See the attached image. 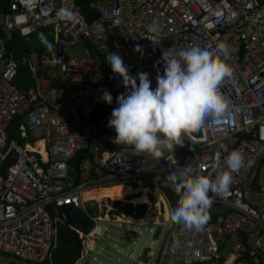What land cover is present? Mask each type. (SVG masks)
I'll use <instances>...</instances> for the list:
<instances>
[{"label": "built area", "instance_id": "built-area-1", "mask_svg": "<svg viewBox=\"0 0 264 264\" xmlns=\"http://www.w3.org/2000/svg\"><path fill=\"white\" fill-rule=\"evenodd\" d=\"M2 1L0 264L48 260L57 226L67 220L65 205L93 222L90 231L78 234L81 256H88L105 232L98 221H120L115 215L124 216L125 202L144 203L142 218L151 213L144 225L154 232L161 226L158 246H149L147 260L138 264H264V0H97L90 21L74 0H5V8ZM61 9L73 19H59ZM42 28H50L52 48L23 55L31 83L22 89L14 83L18 64L6 44L14 33L25 38ZM220 44L226 46L222 58L233 73L221 87L229 112L186 135L188 150L176 145L160 159H148L133 146L113 142L110 117L90 121L104 90L127 91L107 63L110 51L122 57L130 75L150 74L155 88L164 70L163 52ZM74 45L82 52L68 55ZM15 119L17 135L10 137ZM233 150L243 154L244 164L226 192L210 193L213 203L203 230L173 222L170 213L179 197L165 182L167 175L190 166L214 177L226 170L225 159ZM77 155L78 174L71 162ZM7 158L11 162L3 170ZM114 184L130 188L125 198L82 197L84 190ZM140 193L146 200L134 202L131 195Z\"/></svg>", "mask_w": 264, "mask_h": 264}, {"label": "clouds", "instance_id": "clouds-1", "mask_svg": "<svg viewBox=\"0 0 264 264\" xmlns=\"http://www.w3.org/2000/svg\"><path fill=\"white\" fill-rule=\"evenodd\" d=\"M58 18L70 21L73 14L61 9ZM149 31L156 29L150 27ZM225 47L224 44L216 48L189 46L179 52L174 48L163 52L164 70L156 76L155 88L150 74L130 75L122 57L110 51L107 63L122 77L127 89L117 97L118 107L113 109L108 121V127L116 133L113 142L133 146L138 155L147 153L160 159L165 149L173 151L174 146H182L183 138L202 130L207 121L226 116L230 102L221 87L233 73L222 58ZM102 99L109 105L113 103V96L107 90L103 91ZM224 163L226 170L217 171L214 177L196 172L190 166L176 168L167 175L165 182L179 197L170 213L173 222L189 230H203L213 203L210 193L219 195L229 189L233 173L244 164L243 154L233 150ZM215 167L219 169L220 165Z\"/></svg>", "mask_w": 264, "mask_h": 264}, {"label": "trees", "instance_id": "trees-1", "mask_svg": "<svg viewBox=\"0 0 264 264\" xmlns=\"http://www.w3.org/2000/svg\"><path fill=\"white\" fill-rule=\"evenodd\" d=\"M95 1L97 0H74L84 20L90 21L97 12L96 8L92 5V3H94ZM5 7V0H3L2 8ZM25 38L20 37L18 33H14L12 40L10 42H7L6 44L7 50L12 51L14 53L15 60L18 64L17 75L14 79V83L22 89H25L27 86L30 85L31 79L29 71L26 65L22 63L21 58L23 57V55H26L30 51H33L30 50V48L24 44ZM111 94L113 96V103L111 105L105 102L102 98L95 104L90 115L91 122L97 123L102 118L111 117L113 109L118 107L116 101L120 93ZM18 121L19 120L17 119L12 121L11 129L13 131H9L10 137H15L17 135L16 124ZM177 146L178 149L181 151L188 150V144L184 140L182 146ZM78 157V155L75 156L74 160L71 161L73 164V169L76 170L77 174L78 170L76 168V165ZM10 162L11 159L9 158L3 161L2 169L5 170ZM116 202L121 203L119 200H116ZM120 211L124 215L130 217L141 218L143 213L145 212V205L144 203L125 202L124 205L121 207ZM69 215L71 217V222L69 224L68 229L66 231L64 230V223L58 224L56 247L54 248L51 257L46 260L43 264H75L77 260L81 257L83 244L78 234L90 231L93 227V222L80 210L75 208H72L70 210ZM143 220L144 219L134 220V222L142 223Z\"/></svg>", "mask_w": 264, "mask_h": 264}, {"label": "rangeland", "instance_id": "rangeland-1", "mask_svg": "<svg viewBox=\"0 0 264 264\" xmlns=\"http://www.w3.org/2000/svg\"><path fill=\"white\" fill-rule=\"evenodd\" d=\"M49 30L50 28L38 30L31 36L26 37L24 44L30 50L49 52L52 48ZM81 52V46L74 45L66 53L68 55H74ZM167 152L168 150L165 149L164 154ZM147 157L151 159L149 154H147ZM90 203L91 201L87 202L89 211L95 215V208L91 207ZM149 213L147 212L144 215L143 222L147 221ZM117 219L123 222L114 221L112 218L98 221V224L105 230L104 235L101 238H96L98 245L95 246L94 251L90 255L82 256L79 264H138L137 257L142 247L151 246L152 250L156 249L159 241L151 240L154 231L150 230L149 225L145 226L128 222L130 221L129 218H125L124 216H120ZM132 230L138 233L136 237L131 233ZM131 238H133L135 243H131Z\"/></svg>", "mask_w": 264, "mask_h": 264}, {"label": "bare ground", "instance_id": "bare-ground-1", "mask_svg": "<svg viewBox=\"0 0 264 264\" xmlns=\"http://www.w3.org/2000/svg\"><path fill=\"white\" fill-rule=\"evenodd\" d=\"M39 144H41V143H39ZM129 190H130V188L128 186H123L121 184H114V185H110V186L96 187V188L84 190L82 193V197H83V199H92V198L100 199L102 197L109 196L111 198L121 199L123 194L128 192ZM118 191H121L122 193L117 194ZM144 200H146L145 195H140V196L134 198V201H144ZM150 215H151V213H149L148 219H149ZM120 216L121 215H119L117 218H119ZM155 220H157V217L155 218Z\"/></svg>", "mask_w": 264, "mask_h": 264}, {"label": "water", "instance_id": "water-1", "mask_svg": "<svg viewBox=\"0 0 264 264\" xmlns=\"http://www.w3.org/2000/svg\"><path fill=\"white\" fill-rule=\"evenodd\" d=\"M74 178H75V172L71 176V179H74ZM62 210L64 211V213L67 216V220H66V223H65V226H64V230L66 231L68 229V227H69L70 222H71V217L69 215L71 207L69 205H65V206H63ZM115 216L118 217L119 215H115ZM160 227L161 226H157L156 227L152 238H156V236H157V234H158V232L160 230ZM131 233L134 236L138 235V233H136L134 230H132ZM149 248H150L149 246H144V247L141 248V251H140V253L138 254V257H137V259L139 261L145 262L147 260L146 252L148 251ZM167 264H170V262L168 261Z\"/></svg>", "mask_w": 264, "mask_h": 264}, {"label": "crops", "instance_id": "crops-1", "mask_svg": "<svg viewBox=\"0 0 264 264\" xmlns=\"http://www.w3.org/2000/svg\"><path fill=\"white\" fill-rule=\"evenodd\" d=\"M122 192L121 191H118L117 192V194H121ZM125 194V193H124ZM124 194H123V196H122V198L124 197ZM137 195H144L143 193H140V194H132L131 195V197H132V200H134V198H136V196ZM125 198V197H124ZM134 202H136V201H134ZM124 215V214H123ZM146 215V214H145ZM125 216V218H130V220L131 221H128V222H132V223H137V224H142V225H144V223H148V220L150 219V217H149V219H147V221H145V222H142V223H138V222H134V220H139V219H144V217L142 218H134V217H130V216H127V215H124ZM165 216H166V214H165ZM117 219V218H116ZM107 220V219H106ZM125 221V220H124ZM120 222H123V221H120ZM134 237H136V236H134ZM133 237V238H134ZM156 238H153V240H155ZM133 240V239H132ZM132 242V241H131ZM82 258V256L79 258V260ZM79 260H78V262H79Z\"/></svg>", "mask_w": 264, "mask_h": 264}]
</instances>
